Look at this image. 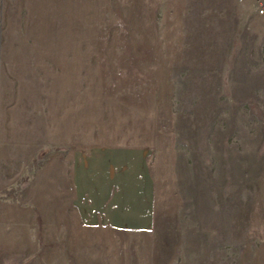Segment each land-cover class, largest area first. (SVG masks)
Here are the masks:
<instances>
[{
	"label": "rangeland",
	"instance_id": "rangeland-1",
	"mask_svg": "<svg viewBox=\"0 0 264 264\" xmlns=\"http://www.w3.org/2000/svg\"><path fill=\"white\" fill-rule=\"evenodd\" d=\"M264 0H0V264H264Z\"/></svg>",
	"mask_w": 264,
	"mask_h": 264
},
{
	"label": "built area",
	"instance_id": "built-area-1",
	"mask_svg": "<svg viewBox=\"0 0 264 264\" xmlns=\"http://www.w3.org/2000/svg\"><path fill=\"white\" fill-rule=\"evenodd\" d=\"M259 14L262 15V16H264V6H261L259 8Z\"/></svg>",
	"mask_w": 264,
	"mask_h": 264
}]
</instances>
